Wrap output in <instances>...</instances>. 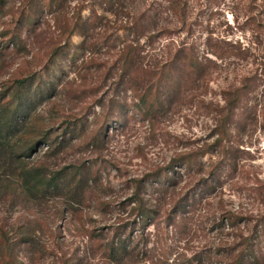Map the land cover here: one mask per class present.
I'll list each match as a JSON object with an SVG mask.
<instances>
[{
    "label": "rangeland",
    "instance_id": "1",
    "mask_svg": "<svg viewBox=\"0 0 264 264\" xmlns=\"http://www.w3.org/2000/svg\"><path fill=\"white\" fill-rule=\"evenodd\" d=\"M107 1L38 7L37 38L22 28L25 51L6 54L0 83L35 75L30 130L62 148L26 159L58 190L0 199V264H264V0ZM25 11L6 0L0 31Z\"/></svg>",
    "mask_w": 264,
    "mask_h": 264
},
{
    "label": "trees",
    "instance_id": "2",
    "mask_svg": "<svg viewBox=\"0 0 264 264\" xmlns=\"http://www.w3.org/2000/svg\"><path fill=\"white\" fill-rule=\"evenodd\" d=\"M62 0H27L28 8L31 11H25L18 15L17 18L11 16L10 23L6 28L0 31V71L3 70V66H7L5 62L6 54L10 47L12 52L19 54L25 51L26 43L20 38V31L22 28L29 29L31 36L34 39L37 35L34 34V28L30 30L31 26L36 22V16L41 14L39 8H45L50 10V7H60ZM107 1V0H106ZM170 1L169 4H173ZM40 2V5L38 4ZM109 2V1H107ZM6 0H0V10L5 6ZM79 11L76 16H73V23L71 25V31L69 32L67 39L73 36L75 33H81L85 30V22L80 16V12L84 9V6H79ZM138 20V19H137ZM137 20L134 21V29L131 31L132 36L139 38V34L144 33L142 27L138 26ZM84 28V29H83ZM83 33V32H82ZM57 53H51L50 56H54ZM124 68L127 70L132 66L131 58L129 55L124 56ZM190 64V63H189ZM192 66V67H190ZM189 71L194 72L197 68L195 65H188ZM35 75H26L23 77L10 78L7 81L0 83V199L7 198L8 196L23 195L30 200L40 199L45 196L46 193H51L59 189L58 179L56 174L48 177V167L43 164L29 165L26 159L35 152L36 145L42 143L47 147V155L49 157H55L62 147L54 145L50 142L49 135L42 128H34L30 130L32 123V108L38 101L44 96V93L40 90L34 94L32 84L35 81ZM143 101V100H142ZM239 96L233 92L232 96L225 100V106L223 107L225 113L220 115L217 128L220 135H226V126L229 118H231L233 108L237 105ZM71 133L74 131V127L70 129ZM40 134L34 136V134ZM39 137V138H38ZM38 138V139H37ZM220 141L217 140L216 142ZM185 158V157H184ZM181 159V158H180ZM186 158L185 160H187ZM184 160V161H185ZM176 161V160H174ZM185 165H190V160L184 162ZM173 171V169H172ZM51 174V173H50ZM64 178H62V181ZM158 180V179H157ZM156 180V181H157ZM141 180H136L139 185ZM58 184V185H57ZM141 189L140 185L137 192L134 194V198H137L138 202L135 204L134 211L139 214L140 217L148 218V212L144 208L142 197L137 196V193ZM126 244L120 240L115 247L109 248V257L113 261L122 260L126 252ZM241 264V263H239Z\"/></svg>",
    "mask_w": 264,
    "mask_h": 264
}]
</instances>
